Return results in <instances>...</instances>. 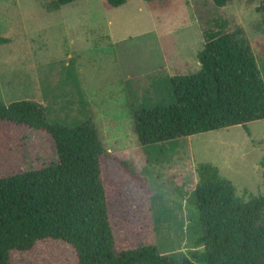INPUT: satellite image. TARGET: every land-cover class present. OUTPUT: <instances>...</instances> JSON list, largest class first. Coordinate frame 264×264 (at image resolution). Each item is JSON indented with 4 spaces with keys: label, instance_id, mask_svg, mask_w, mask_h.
Segmentation results:
<instances>
[{
    "label": "rangeland",
    "instance_id": "374dc122",
    "mask_svg": "<svg viewBox=\"0 0 264 264\" xmlns=\"http://www.w3.org/2000/svg\"><path fill=\"white\" fill-rule=\"evenodd\" d=\"M52 1L0 0V37L9 38L0 41V102L33 99L50 122L93 123L110 156L134 168L108 190L119 246L155 243L201 264L197 163L216 165L245 200L264 194V118L143 146L133 116L171 101L172 75L199 69L205 29L243 36L264 78V0ZM56 157L49 133L0 122V176ZM10 263L78 264L75 249L54 239L12 249Z\"/></svg>",
    "mask_w": 264,
    "mask_h": 264
},
{
    "label": "trees",
    "instance_id": "16d2710c",
    "mask_svg": "<svg viewBox=\"0 0 264 264\" xmlns=\"http://www.w3.org/2000/svg\"><path fill=\"white\" fill-rule=\"evenodd\" d=\"M71 1L53 0L52 7ZM105 1L119 6L126 0ZM212 1L223 6L231 0ZM202 35L199 69L170 77L171 101L134 112L141 145L264 118V78L246 39L222 27ZM0 122L49 133L57 153L38 167L0 176V264H11L12 249L30 250L44 239L70 244L78 264H197L164 255L155 243L119 246L108 190L134 168L110 156L93 123L50 122L33 99L0 102ZM196 170L195 242L202 250L194 257L201 264H264V194L245 200L216 165L199 162Z\"/></svg>",
    "mask_w": 264,
    "mask_h": 264
}]
</instances>
